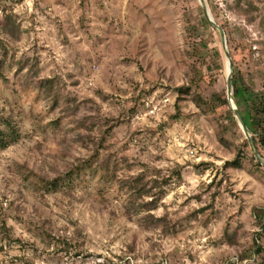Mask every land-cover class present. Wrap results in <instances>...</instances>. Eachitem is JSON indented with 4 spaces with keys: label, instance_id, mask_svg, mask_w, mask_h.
I'll return each instance as SVG.
<instances>
[{
    "label": "rangeland",
    "instance_id": "rangeland-1",
    "mask_svg": "<svg viewBox=\"0 0 264 264\" xmlns=\"http://www.w3.org/2000/svg\"><path fill=\"white\" fill-rule=\"evenodd\" d=\"M207 2L262 91L264 0ZM204 17L198 0H0V264L263 263L264 167L228 120L222 43ZM191 81L217 114L178 101ZM239 149L241 168L224 169ZM91 158L109 176L96 165L48 193L26 174L53 180ZM138 175L169 180L158 225L128 216Z\"/></svg>",
    "mask_w": 264,
    "mask_h": 264
},
{
    "label": "trees",
    "instance_id": "trees-1",
    "mask_svg": "<svg viewBox=\"0 0 264 264\" xmlns=\"http://www.w3.org/2000/svg\"><path fill=\"white\" fill-rule=\"evenodd\" d=\"M237 3L242 2V0H236ZM250 6H253L252 4ZM205 18V17H204ZM207 24L211 26L205 19ZM251 22V21H250ZM212 27V26H211ZM2 44V43H1ZM233 87H234V97L236 104L242 114V117L248 127V129L255 135L254 141L262 158L264 159V89L262 91L256 92L250 85H247L244 81L242 75L237 72L235 67H233ZM53 87V82L47 80L42 85V88L46 89L47 99L51 98L52 106L55 107L58 103V98L49 97L50 90ZM178 101L183 98H189L197 108L204 112H210L212 114H217L219 100L215 97L207 98L199 91V84L195 81L184 84L177 88ZM224 104L228 106L227 100L223 99ZM179 109L178 105H176ZM229 122L232 123L236 130L239 127L235 121L232 110L228 106ZM8 126L12 131H15V127L11 122L6 121ZM58 125V122H53ZM228 127L223 124L220 127V139L227 142ZM4 136L0 133V143L3 147H6V143L3 140ZM257 166L261 167L260 163L253 158ZM98 166L101 170L104 165L99 164V162L90 160H82L77 164L73 165L72 169L65 175L57 177L53 180L42 179L37 173L31 168L26 167V174L29 177L35 178L36 181L40 182L39 187L45 189L48 193L55 191L60 185L70 182L73 178L79 177L84 172L90 171L94 166ZM242 166V153L240 149L238 150L237 156L232 162H227L224 165V169L236 168L239 169ZM104 175L109 176L110 169L104 167ZM169 184V180L159 181L158 179L150 178L148 179L145 175H138L133 178L129 184L128 194L129 203L127 204L128 216L129 218L133 216L143 215L142 219L145 221L151 220L156 222V225L160 224L164 219H157L152 215V211L158 208V204L161 200L163 194V187ZM203 212V211H201ZM257 224L260 228L257 234L258 238L255 240L256 254L262 256V264H264V247L259 244V240L264 237V209H256L254 213Z\"/></svg>",
    "mask_w": 264,
    "mask_h": 264
},
{
    "label": "water",
    "instance_id": "water-1",
    "mask_svg": "<svg viewBox=\"0 0 264 264\" xmlns=\"http://www.w3.org/2000/svg\"><path fill=\"white\" fill-rule=\"evenodd\" d=\"M198 1L204 12L205 17L207 18V21L216 31H218L220 35L224 57H225V65L227 66L228 64V70L226 67V87H227V101H228L229 107L232 110L235 121L238 127L240 128V130L243 132L255 159L264 167V159L262 158L260 151L258 150V147L256 146L255 141H254L255 135L248 129L242 117V114L236 104V100L234 97V87H233V81H232L234 63H233L231 53L229 51L226 32L214 19L207 0H198Z\"/></svg>",
    "mask_w": 264,
    "mask_h": 264
},
{
    "label": "bare ground",
    "instance_id": "bare-ground-1",
    "mask_svg": "<svg viewBox=\"0 0 264 264\" xmlns=\"http://www.w3.org/2000/svg\"><path fill=\"white\" fill-rule=\"evenodd\" d=\"M226 67H227V70H228V64H227V66H226Z\"/></svg>",
    "mask_w": 264,
    "mask_h": 264
}]
</instances>
